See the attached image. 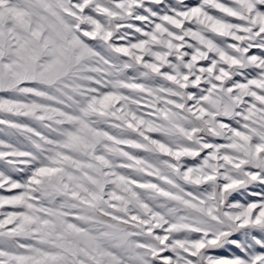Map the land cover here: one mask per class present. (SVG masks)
I'll use <instances>...</instances> for the list:
<instances>
[{"label":"snow or ice","instance_id":"6c2138e0","mask_svg":"<svg viewBox=\"0 0 264 264\" xmlns=\"http://www.w3.org/2000/svg\"><path fill=\"white\" fill-rule=\"evenodd\" d=\"M0 264H264V0H0Z\"/></svg>","mask_w":264,"mask_h":264}]
</instances>
